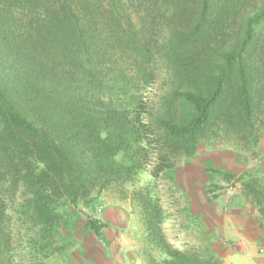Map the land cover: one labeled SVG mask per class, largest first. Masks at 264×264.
<instances>
[{
  "label": "trees",
  "instance_id": "obj_1",
  "mask_svg": "<svg viewBox=\"0 0 264 264\" xmlns=\"http://www.w3.org/2000/svg\"><path fill=\"white\" fill-rule=\"evenodd\" d=\"M129 1L167 32L136 30L121 0H0V264H16V226L47 255L58 207L131 180L150 137L157 175L215 128L250 143L264 130V0ZM159 65L166 87L148 108L138 92ZM158 238L162 264H223Z\"/></svg>",
  "mask_w": 264,
  "mask_h": 264
},
{
  "label": "rangeland",
  "instance_id": "obj_2",
  "mask_svg": "<svg viewBox=\"0 0 264 264\" xmlns=\"http://www.w3.org/2000/svg\"><path fill=\"white\" fill-rule=\"evenodd\" d=\"M121 2L120 10L131 13L136 30L167 32L165 18L156 20L157 27L150 17L143 25L144 11L129 0ZM158 72L156 82L138 92L148 108L158 104L166 87L163 66ZM259 133L257 143H250L215 128L191 155H171L172 171L157 175L152 170L163 146L150 137L145 167L131 180L106 188L87 205L58 207L60 224L51 232L47 255L38 243L31 250L28 233L14 227L12 233L20 232L14 243L16 264H162L158 234L175 248L213 255L223 264H264V215L247 191L252 180L264 184V130ZM224 171L236 175L224 180ZM89 219L102 224L100 235L85 225Z\"/></svg>",
  "mask_w": 264,
  "mask_h": 264
},
{
  "label": "built area",
  "instance_id": "obj_3",
  "mask_svg": "<svg viewBox=\"0 0 264 264\" xmlns=\"http://www.w3.org/2000/svg\"><path fill=\"white\" fill-rule=\"evenodd\" d=\"M260 251H261V252H264V249H263V248H261V249H260Z\"/></svg>",
  "mask_w": 264,
  "mask_h": 264
},
{
  "label": "crops",
  "instance_id": "obj_4",
  "mask_svg": "<svg viewBox=\"0 0 264 264\" xmlns=\"http://www.w3.org/2000/svg\"><path fill=\"white\" fill-rule=\"evenodd\" d=\"M239 231H241V230H239Z\"/></svg>",
  "mask_w": 264,
  "mask_h": 264
}]
</instances>
